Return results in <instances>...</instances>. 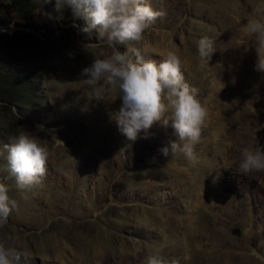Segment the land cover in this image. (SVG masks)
I'll return each instance as SVG.
<instances>
[{"label":"rangeland","instance_id":"obj_1","mask_svg":"<svg viewBox=\"0 0 264 264\" xmlns=\"http://www.w3.org/2000/svg\"><path fill=\"white\" fill-rule=\"evenodd\" d=\"M145 2L163 14L141 41L115 47L130 58L134 49L157 62L169 52L180 58L208 109L193 152L204 144L215 157L224 192L195 209L189 229L184 204L195 170L181 151L162 154L177 139L170 122L130 142L115 119L121 100L95 99L83 83L82 68L115 49L97 29L82 31L89 21L70 8L58 13L55 0H33L27 18L0 0V72L18 73L22 83L7 86L13 99H0V183L18 205L0 241L20 238L32 257L18 264H148L150 256L162 264H264V171L239 170L242 149L264 146V72L255 70V37L241 27L264 18V0ZM202 37L214 41L207 64ZM20 132L50 152L46 174L23 188L4 149Z\"/></svg>","mask_w":264,"mask_h":264},{"label":"clouds","instance_id":"obj_2","mask_svg":"<svg viewBox=\"0 0 264 264\" xmlns=\"http://www.w3.org/2000/svg\"><path fill=\"white\" fill-rule=\"evenodd\" d=\"M66 7L89 21L82 31L97 29L100 39L115 49L106 58L94 59L82 68L81 77L91 88L93 98L105 100L111 93L112 101L121 100L115 112L118 130L128 141L135 142L141 132L147 133L154 124L159 122L167 127L170 122L177 139L169 141L161 149L162 154L181 151L192 158L194 146L201 140L208 109L198 98L200 90L186 82L180 58L169 52L157 62L146 59L135 49L134 58H130L127 52L115 47L128 41H141L144 32L163 13L155 11L145 0H55L54 8L58 13ZM241 27L244 33L255 37V70L264 72V18H249ZM213 51L214 41L208 37L198 41L199 56L204 63L207 64ZM223 87L221 82L219 91ZM4 149L8 170L19 187L39 183L46 174L49 149L25 132L12 136ZM239 170L243 174L264 171V146L242 149ZM211 179L215 183L220 176H211ZM17 207L8 187L0 183V226L7 223ZM31 257L29 251L21 249L18 236L9 235L5 241H0V264H18L22 258L27 262ZM148 264H162V261L150 256Z\"/></svg>","mask_w":264,"mask_h":264},{"label":"bare ground","instance_id":"obj_3","mask_svg":"<svg viewBox=\"0 0 264 264\" xmlns=\"http://www.w3.org/2000/svg\"><path fill=\"white\" fill-rule=\"evenodd\" d=\"M216 130V129H215ZM210 134H208L210 136V138H216L217 134L216 131L209 132ZM220 137V136H219ZM204 140V139H203ZM220 140V139H219ZM201 142V141H200ZM203 144V143H202ZM206 144V142H205ZM206 146V145H205ZM195 149H197L198 151L194 150V155L192 158H190V160L192 161V164L194 166V187L191 190H187L188 191V199L186 202V205L184 204V207L186 208L184 213L186 212V216L185 219L187 220V222L189 223V226L191 229L192 226V213L195 211V209H197V207L205 205L204 201L205 200H209L212 202V205L216 204V195L219 193L218 190H220L221 192H224L222 190H224L223 188H225V186L223 185V187L221 186V179L224 177L223 173L221 172L220 166L217 163V160L215 159V157L210 156L208 153V150H204V144L200 146H197ZM207 149V148H206ZM189 158V157H188ZM219 162H221L219 160ZM221 164V163H220ZM211 174V176H216L219 175L220 179L218 180V182L213 183L211 176H209ZM206 176H209L208 179H205ZM193 182V181H192ZM178 185L181 184V182H177ZM193 184V183H192ZM226 184V183H225ZM183 185V184H181ZM190 187V186H189ZM192 187V185H191ZM183 190V189H182ZM175 191V190H174ZM182 192V191H181ZM184 192V191H183ZM187 193V192H186ZM180 194V192H179ZM185 194V193H184ZM223 194V193H222ZM219 195V194H218ZM182 197H184L182 195ZM185 199V200H186ZM182 201V200H181ZM218 202V201H217ZM211 205V206H212ZM206 206V205H205ZM184 210V209H183ZM183 213V214H184ZM182 214V215H183ZM182 217V216H181ZM177 218V217H176ZM179 219V217H178ZM184 219V218H183ZM177 220V219H176ZM182 221V220H181ZM177 222V221H176ZM181 223V222H179ZM185 223V222H184ZM186 224V223H185ZM179 226V225H178ZM183 226V225H182ZM185 227V226H184ZM188 229V228H187ZM180 230V229H179ZM178 230V231H179ZM183 230V229H182ZM188 231V230H187ZM182 232V231H181ZM175 233V232H174ZM188 234H191L190 231L188 232ZM193 235V234H192ZM174 236H176L174 234ZM173 236V239H174ZM196 236V235H193ZM172 237V235H171ZM189 237V236H188ZM190 238V237H189ZM192 238V237H191ZM166 239V238H165ZM164 239V240H165ZM176 239V237H175ZM188 239V238H187ZM170 241V240H169ZM174 241V240H173ZM167 242V241H166ZM175 242V241H174ZM189 242V241H188Z\"/></svg>","mask_w":264,"mask_h":264},{"label":"trees","instance_id":"obj_4","mask_svg":"<svg viewBox=\"0 0 264 264\" xmlns=\"http://www.w3.org/2000/svg\"><path fill=\"white\" fill-rule=\"evenodd\" d=\"M33 0H10L9 6H11L15 11H18L21 14V17L27 18L24 9L27 4H32ZM23 78H26L23 76ZM21 80V75L18 73H1L0 72V87H3V90L0 89V99L8 101L13 99V93L7 86H12V81L15 82L14 86L19 83L18 81ZM17 86V85H16ZM6 87V88H5ZM6 101V100H5Z\"/></svg>","mask_w":264,"mask_h":264},{"label":"water","instance_id":"obj_5","mask_svg":"<svg viewBox=\"0 0 264 264\" xmlns=\"http://www.w3.org/2000/svg\"><path fill=\"white\" fill-rule=\"evenodd\" d=\"M232 233L233 234H236V235H239V229L238 228H235L232 230Z\"/></svg>","mask_w":264,"mask_h":264}]
</instances>
